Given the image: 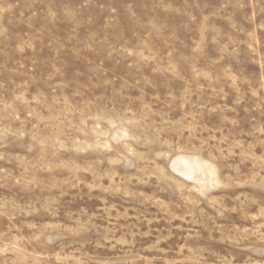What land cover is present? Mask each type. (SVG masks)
Returning <instances> with one entry per match:
<instances>
[{
	"label": "rangeland",
	"instance_id": "374dc122",
	"mask_svg": "<svg viewBox=\"0 0 264 264\" xmlns=\"http://www.w3.org/2000/svg\"><path fill=\"white\" fill-rule=\"evenodd\" d=\"M0 264H264V0H0Z\"/></svg>",
	"mask_w": 264,
	"mask_h": 264
}]
</instances>
